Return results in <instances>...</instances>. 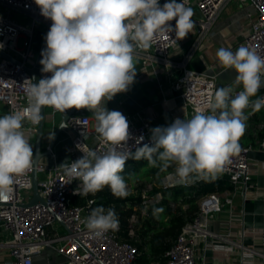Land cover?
Wrapping results in <instances>:
<instances>
[{"label":"clouds","instance_id":"obj_1","mask_svg":"<svg viewBox=\"0 0 264 264\" xmlns=\"http://www.w3.org/2000/svg\"><path fill=\"white\" fill-rule=\"evenodd\" d=\"M41 15L52 21L42 51V72L51 73L38 84L26 80L27 107L0 115V197L7 196L17 177L33 165V149L23 131L25 121L37 123L42 106L62 113L67 109H89L96 120L97 141L106 150L89 148L75 161L58 169L79 184L74 194L95 195L108 187L118 198L130 195L128 179L122 175L129 159L146 160L165 173L162 183L188 185L198 176L216 179L230 158L241 151L240 139L248 116L264 107V97L251 100L264 86V57L254 48L241 45L235 52L221 47L216 56L226 69H234L242 90L219 87L210 113L196 109L190 119L176 118L168 126L150 129L151 145L128 146L132 138L127 118L109 111L105 103L129 90L136 76L139 52L151 48L153 40L175 32L173 43L184 39L195 27L194 10L188 0H35ZM175 20V27L169 23ZM3 46L0 45V48ZM139 50V51H138ZM64 127V126H61ZM52 138V135H51ZM143 140L140 137L137 145ZM175 165L173 171L169 168ZM164 209L154 208L156 219ZM95 237L118 228L113 207L92 209L82 221Z\"/></svg>","mask_w":264,"mask_h":264},{"label":"built area","instance_id":"obj_2","mask_svg":"<svg viewBox=\"0 0 264 264\" xmlns=\"http://www.w3.org/2000/svg\"><path fill=\"white\" fill-rule=\"evenodd\" d=\"M230 1L188 0V6L194 10L192 19L199 35H204L209 31L220 12ZM240 1L244 5L248 2L247 0ZM158 2L162 6L166 0H158ZM252 3L257 7V13L250 11L247 13L243 45L254 48L259 55L264 57V0H252ZM13 10L24 12L32 18V21L27 24L18 22L10 15ZM38 21L46 28L52 24L50 19L41 15L35 0H0V45L3 46L0 50L12 56L11 59L0 54V115L12 111H23L27 107L25 81L31 80L35 84L28 68L35 66L40 49L34 46ZM169 23L173 28L175 27V20ZM21 38H23V43L20 46ZM175 38L174 31L157 36L149 50L139 52L143 68L146 71L150 67L155 70L158 65H161L165 69L174 67L178 69L180 74L174 81L173 88L184 101L186 119H190L196 109H201L208 114L217 89L216 75H209L190 68L186 60L174 61L171 53L186 37L173 43ZM41 69L42 65L39 68L40 80L51 76V73H44ZM241 90L242 88L234 89L233 95ZM260 97H264V88L258 98ZM2 105L6 106L3 113L1 112ZM49 108L53 113L62 115L73 112V108L65 110L64 113L52 107ZM248 109H250V115L254 116L256 111H253L251 106ZM123 115L129 122V131L132 136L128 141V146L134 151L137 146L151 145L150 129L153 128L151 120L141 111ZM39 122L40 120L37 123L26 120L23 129L32 146L33 154ZM91 122L92 116L89 113L76 112L67 121L71 136L69 162L81 158L83 152L89 148L100 152L106 150L105 146L97 141V133L92 128ZM263 127L264 122L257 124L258 130ZM140 137H143V140L137 145ZM261 147L264 148V139ZM250 150V145H242L241 151L232 156L225 164L223 171L217 175L216 179L227 180L231 187L225 191L208 192L198 196L197 214L186 221L176 240L163 256L149 264H207L205 251L203 254L200 251L201 241L204 242V250L209 245L215 247L217 244L215 240H225L235 244L236 241L243 243L247 234L246 229L243 228L237 235L230 228L223 232H216L210 228L209 223L225 209V206H228L230 222L233 221V196L238 192H246L254 175L249 156ZM46 151H49L47 156H51L53 165H50L45 156L35 167L33 158L32 167L24 175L16 178L7 196L0 197V202L3 203L0 205V225L8 236L5 241L0 242V248L9 250L14 258V264H36L35 255L48 248L64 256L63 264H138L139 249L133 241L138 236L137 228L141 227L143 219L153 214L154 208H161L159 205L165 199V191L171 192L180 185L197 186L199 182L205 180L195 178L188 185H166L162 183L165 173L159 184L154 181L141 182L139 180L143 187L140 194L135 196L138 199L137 204L129 218L128 235L130 238L120 235L121 221L119 219L117 229L109 230L102 237H95L86 229L82 221L94 209L96 198H89L83 204L74 203V198L79 196L74 194L79 181L72 180L69 183L70 178L58 169L60 164L56 160L53 147L49 145ZM35 168L38 171L39 189L43 201L28 205L33 198ZM171 171L173 170L169 172ZM41 174L43 177L40 176ZM181 200L182 198L176 201L171 200L170 206L174 210L177 209L181 205ZM182 206L183 208L188 207L183 203ZM60 225H63L65 231H60ZM248 234L258 239L264 247V228L248 230ZM234 236L238 239L234 240ZM249 254L242 251L243 258Z\"/></svg>","mask_w":264,"mask_h":264},{"label":"crops","instance_id":"obj_3","mask_svg":"<svg viewBox=\"0 0 264 264\" xmlns=\"http://www.w3.org/2000/svg\"><path fill=\"white\" fill-rule=\"evenodd\" d=\"M248 11L255 14L257 7L253 3L248 4L247 2L244 5L239 0H231L220 12L218 19L206 34L199 35L194 27L185 40L174 48L171 58L174 61L186 60L190 68L209 75H216L217 88L224 86H231L233 89L242 88L235 82L238 73L234 69L224 68L219 63L216 52L221 47L236 51L239 46L243 45ZM136 71L134 82L130 85L129 90L116 94L112 100L105 103V107L109 111L115 110L122 114L141 111L151 120L153 128L168 126L176 118L186 119L184 101L173 88V83L180 74L178 69L175 67L165 69L158 65L155 70L150 67L146 71L139 59ZM263 88L264 86L251 99L258 98ZM1 108L5 112L6 106L2 105ZM247 109L244 110L248 116L246 131L239 142L241 146H251L249 156L254 169L253 179L246 192H238L233 196V221L230 222L228 206H225V209L209 223L210 228L216 232H223L230 228L237 235L244 228L247 234L243 243L236 241L235 244L225 240H215L216 246L209 245L206 250H204V242L201 241L200 251L201 254L205 251L207 264H264V247L258 239L248 234V230L264 228V148L261 147L264 138L261 137L262 134L257 129V124L264 122V115L259 110L255 112L254 116H251L250 110ZM84 113H89L92 116L91 125L95 129L97 122L92 111L85 110ZM62 116L60 113H53L49 107L45 108V121L46 119L51 121L52 129L47 131L44 147L42 143L44 151L50 145L51 135L53 137L56 128L62 121ZM70 144L71 136L67 129L61 133L53 147L56 160L60 165L66 160H70ZM46 159L50 165H53L51 156H47ZM126 164H132V160ZM170 170H172L171 167L168 171ZM163 174L160 173V176L162 177ZM151 177L157 182V175L151 173ZM154 180L146 178L142 181ZM6 236V232L0 225V242L5 241ZM236 237L234 236V240L238 239ZM4 249L7 248H0V264H14V258L9 250L5 251ZM242 251L250 254L243 258ZM64 260L63 255L51 248L35 255L36 264H62Z\"/></svg>","mask_w":264,"mask_h":264},{"label":"trees","instance_id":"obj_4","mask_svg":"<svg viewBox=\"0 0 264 264\" xmlns=\"http://www.w3.org/2000/svg\"><path fill=\"white\" fill-rule=\"evenodd\" d=\"M264 138V127L258 131ZM133 161V159H130ZM129 160V161H130ZM127 161L126 163H129ZM134 165H125L127 170L140 171L141 168L148 165L146 160L133 161ZM149 166V165H148ZM158 169L156 168L152 173L157 174ZM127 180L128 177H125ZM156 180L161 182V176L157 177ZM227 180H203L199 182L197 186H178L174 188L171 193L165 191V199L159 205L164 208L163 214L167 216L166 220L161 218L156 219L153 214H150L147 218L143 219L141 227L137 228V237L133 241L137 244L139 249V257L137 259L138 264H149L151 261L159 259L163 254L171 247L173 242L182 230L183 225L187 220L193 218L198 210L199 206L197 203V197L214 191H224L230 188ZM170 193V194H168ZM89 198H96L94 208L103 205L106 209L113 207L115 209L118 219L121 221L120 235L125 238H130L128 235V229L130 227V216L135 211V205L137 204V198L124 197L118 198L112 194L108 187H105L102 191L95 195L89 194L88 196H76L74 203L83 204ZM181 205L177 209H173L170 206L171 200L181 199ZM183 204H189L187 208H183Z\"/></svg>","mask_w":264,"mask_h":264},{"label":"water","instance_id":"obj_5","mask_svg":"<svg viewBox=\"0 0 264 264\" xmlns=\"http://www.w3.org/2000/svg\"><path fill=\"white\" fill-rule=\"evenodd\" d=\"M50 30V26H47L46 30H45V35L43 38V42L40 46L39 49V55H38V59L37 62L35 64V66L28 68L35 84L39 83L40 80V74H39V68L41 66V59L43 58L41 53L42 51L46 48V35L48 33V31ZM0 54L4 57L7 58H11L12 56H10L8 53L3 52L0 50ZM85 110H89L86 108L83 109H76L73 108V112L68 114V115H63L62 116V121L61 123L58 125V127L56 128L54 135L52 137V140L50 142L51 147H54L56 140L58 139V137L61 135L62 132H64L65 130L69 129V126L67 124V121L69 120V118L71 117V115L73 113H84ZM55 123V120H53ZM55 126V125H54ZM64 126V127H61ZM44 131H45V106H42L41 108V118H40V122L38 125V131H37V138H36V145H35V152H34V166L36 167L38 165V162L40 161L41 158L47 156L49 154V151H43L42 150V143H43V139H44ZM197 179H199V177H196ZM39 201H43L42 195L40 193V189H39V177H38V171L35 168L34 172H33V198L31 199V201L29 202L28 205H34L36 203H38ZM0 205H3V203L0 202Z\"/></svg>","mask_w":264,"mask_h":264},{"label":"rangeland","instance_id":"obj_6","mask_svg":"<svg viewBox=\"0 0 264 264\" xmlns=\"http://www.w3.org/2000/svg\"><path fill=\"white\" fill-rule=\"evenodd\" d=\"M247 1H248V4L252 3V0H247ZM3 10H5V9H3ZM10 15L12 16L13 19H15L18 22L23 23V24H27V23L32 21V18L29 15L25 14L24 12L18 11V10L11 11ZM45 30H46L45 25L38 21L37 25H36V32H35V38H34V46H35L36 49H38L41 46L42 42H43V38H44V35H45ZM22 43H23V38H21L20 41H19L20 46L22 45ZM2 109L3 108H1V112H3ZM247 110H250V109H247ZM260 111L264 115V108L263 107L260 108ZM51 125H52L51 121L49 122V120L46 119V121H45L44 139H43V147L45 146V142H46V139H47V131H48V129L49 130L52 129ZM132 163H134V162L132 161ZM128 165H134V164H128ZM171 168H172V170H174L175 165H173ZM155 169L156 168H152V167H150L148 165L143 167V168H141L140 171L127 170L125 168L124 173H122V175H124L125 177H128L129 173L135 174V183L133 184V183L129 182L130 195L127 196L128 198H131V197H134V196H138L140 194V190L143 187V185H141V182H143L142 180H145L146 178H149V180H154V178L151 177V173ZM154 175H157V174H154ZM40 176L43 177V174H41ZM139 180H141V182ZM154 182L159 184L158 181L156 182L154 180ZM173 191H171V193ZM168 194H170V193H168ZM197 202H198V200H197ZM185 205L189 206V204H186V203H185ZM160 218L162 220H166L167 216L162 213L160 215ZM60 231L61 232L65 231V228L63 227V225H60ZM6 238H8V236H6ZM4 250L7 251V249H4Z\"/></svg>","mask_w":264,"mask_h":264}]
</instances>
